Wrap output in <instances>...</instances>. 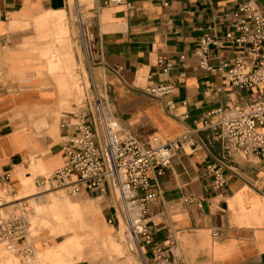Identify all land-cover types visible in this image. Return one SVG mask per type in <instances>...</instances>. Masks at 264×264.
<instances>
[{
    "label": "crops",
    "instance_id": "0c3cea01",
    "mask_svg": "<svg viewBox=\"0 0 264 264\" xmlns=\"http://www.w3.org/2000/svg\"><path fill=\"white\" fill-rule=\"evenodd\" d=\"M243 1L84 2L94 14L91 26L100 64L92 78L96 82L103 70L110 98L104 97L107 113L113 114L124 134L141 142L158 136L161 141L180 139L183 144L159 177L160 193L148 205L153 242L164 247L176 264H264V158L243 155L248 159L243 160L236 151L225 149L214 131L204 126L207 119L217 120L208 113L220 106L252 103L260 86L240 89L225 84L223 71L203 68L198 53L201 39L208 38L215 42L209 45L207 55L214 67L246 54V45L226 37L233 30V12ZM254 1L264 13V0ZM64 2L71 9L76 6L81 10L79 0H73V7L71 0ZM65 16H69L65 5L54 8L52 0H0V55L16 82L35 88L15 95L0 90V173L12 172L8 181L18 180V189L23 192L33 190H28L25 179L34 184L36 177L64 164L59 141L70 127L62 124L72 121V109L76 108L72 104L77 102L68 76L48 69V60H56L47 52L59 49L70 62L73 56L78 59L80 44L76 41L71 46L75 28L65 25ZM29 26L36 31L21 44ZM17 40L20 49L15 48ZM161 56L173 62L167 72L158 63ZM150 81L171 82L173 94L169 98L149 96L146 88ZM97 93L99 110L94 114L106 115L102 93ZM167 99L173 101L172 108L167 106ZM36 127H47L52 139L38 135ZM184 135L188 138L183 139ZM187 142L190 146L185 145ZM218 160L226 164V182L215 189L207 166ZM92 195L49 203L64 221L67 212L78 208L84 225L78 234L71 233V227L33 232V242L41 249L37 252L83 248L87 241L85 264H154L149 246L140 243L130 251L123 242L121 209L114 197ZM113 213L118 223L108 222ZM59 237L62 239L49 243ZM65 261L61 259L60 264Z\"/></svg>",
    "mask_w": 264,
    "mask_h": 264
},
{
    "label": "built area",
    "instance_id": "2783aa9c",
    "mask_svg": "<svg viewBox=\"0 0 264 264\" xmlns=\"http://www.w3.org/2000/svg\"><path fill=\"white\" fill-rule=\"evenodd\" d=\"M233 16V30H229L226 37L231 42L246 45V54L232 62L222 61L220 66L214 67L210 65L207 55L209 45L215 42L203 38L198 51L201 66L211 71H223L225 84L240 89H251L261 84L262 91L247 106L234 103L212 110L208 115H217L218 120L211 123L207 119L204 126L215 131L228 151L238 150L245 155L254 154L264 158V13L254 0H244L237 6ZM234 30L239 34H235ZM158 63L163 72L173 66L171 60L162 56ZM146 92L153 98H169L174 92V86L171 82L150 81ZM167 106L173 107L171 99H167ZM111 115L73 113L77 121L62 124V127H70L62 142L64 165L47 177H40L37 183H49L51 187L68 186L70 193L87 191L110 197L113 190H116L128 223L134 222L129 231L138 243L143 242L150 247L153 263L176 264L164 247L153 242L148 205L160 193L159 177L165 173L174 154L183 144L180 139L164 142L156 136L148 143L141 142L132 135L124 134L119 122ZM99 127L102 128L101 133ZM187 138V135L183 136V139ZM225 168L226 164L222 160L207 166L215 189L226 182ZM10 177V172H1L0 183H5L3 181H8ZM114 210L116 213V207ZM20 219L16 216L0 218V240L9 239V242H13L14 237L24 232V220ZM118 220L117 214L113 213L108 222L114 224Z\"/></svg>",
    "mask_w": 264,
    "mask_h": 264
},
{
    "label": "rangeland",
    "instance_id": "374dc122",
    "mask_svg": "<svg viewBox=\"0 0 264 264\" xmlns=\"http://www.w3.org/2000/svg\"><path fill=\"white\" fill-rule=\"evenodd\" d=\"M86 1L87 0H79V3H82L80 8L84 13H86V14H84L83 18L88 23L84 24L83 27H84L86 36L89 39V41H88L89 47H84V44L82 42L81 27L79 26L78 22L76 21L77 8H76V6L73 7V0H71V3H72L71 5L73 7L72 9L69 8L68 4L65 3V7L67 8V10L69 12V16H65V25H67V27H68L69 24H72L75 28L74 33H72L73 39H71V43H72L71 46L74 47L76 45V43H75L76 41L80 44L81 48L79 45L77 46L78 53L80 54V58H79L78 53L76 52L78 59L76 60L73 56V63H72V62H70L66 53L60 51L59 49L56 50L53 48V50H50L47 53H48V57H51L53 60L55 59L56 61H50L53 63H49V60H48V69L51 72H57V73L60 72L61 74H65L66 77L68 76L66 78L68 80V85L74 94L73 95L74 100L77 102V103L72 104L74 107H76V108H73L72 111H77V112H81V113H89V112H96L97 113L99 110L98 109L99 100L96 99V97H97V94H99V93H97V91H100V93H102L101 97L103 99V108L105 109L106 114L109 115L112 113H110V112H109V114L107 113V111H109V110L107 109V102L105 101V98L107 100L109 93H108V91L104 85L105 81L103 80V78H104L103 70H102V75L96 79V82L99 85L98 89L96 87V82L93 81V78H92L93 73H94V68H98V66L100 64H98V55L95 52L96 50L94 47L95 45H94V36H93L94 32H93L92 26H91L93 23L92 17L94 14L92 13V10H89L90 7H87V5L84 4V2H86ZM35 31L36 30L33 26L27 27V32H26L27 34L24 35V38L21 39L22 40L21 44L25 41L26 38L32 37V35H34ZM67 31H68V29H67ZM19 40L15 41L14 43L16 44L15 48L20 49L21 44L17 43ZM38 43L42 44V42H40V41ZM9 49H10L9 47H6L5 50H9ZM9 70H10L9 67L5 64V59L3 58V56L0 55V88H2L0 90L6 91L9 95H15L18 92H23V91L35 89L32 86H26L24 84H20V83L16 82L17 78L9 75V73H8ZM96 89H97V91H96ZM90 100L92 101V104H87L90 102ZM108 100H110V98H108ZM85 104H87V105H85ZM224 106H226V105H224ZM23 115H24V113L17 114V115L15 114L13 119H15L16 117H22ZM99 115L100 114H98V116ZM111 116L114 117L113 114ZM212 116H214V115H212ZM217 120H218V116H217ZM211 123H214V122H211ZM36 128H37L36 130L39 129L38 127H36ZM46 128L47 127L39 129L38 135H42L44 138L45 137L51 138L46 133V130H47ZM208 128H210V127H208ZM210 129H212V128H210ZM214 134H215V131H214ZM215 136L217 137L216 134H215ZM62 141H63V139H60L59 142H62ZM229 151H233V150H229ZM234 151H236L243 160H245V161L248 160L245 156L243 157L244 154L241 151H238V150H234ZM3 182H5L6 185L12 186V190L17 191L18 185H19L18 180L10 181V182L9 181H3ZM24 184L28 185V188L29 187L32 188L34 185L32 182H30V180H27V179L24 180ZM30 188L28 190H30ZM86 192L87 191L81 192L78 195H84L87 197L93 196L91 192H87V193ZM74 198L75 197H67V196H64L62 194L52 195L50 197V199L48 200V202L42 207L40 214H39V217L32 220L33 224L37 227L36 233L41 234L42 232L48 230V229H45L44 231H42V229H44L46 227L47 228L53 227L54 229L59 230V231H61L63 228L68 229V227H71L68 230H70L71 233L74 232L75 234H78L77 230H81L83 228V225H84V222L82 221L84 218L82 211H80V210H78V208H76L72 212H67L66 213L67 219L64 221V219L59 218L54 213V210L50 209V207H49V203L53 200H62V201L70 202ZM23 209L26 212L29 210V208H27L26 205H24ZM11 212L13 214V210H11ZM16 215H18L16 217L21 218L20 220H22V221L24 220V227H23L24 232L19 233L13 239V242L17 246V248L14 250V253L9 252L2 245H0V264H20L19 256L20 257L33 256V254H34L32 252V248H31L32 246L28 240L29 233L33 232L32 228H31L32 224H31L29 219L26 218L27 219L26 220L23 216L20 215V213H17ZM67 223H68V225H66ZM28 227H30V230H28ZM20 230L21 229H19L18 232ZM121 231L123 233L122 228H121ZM114 234L117 238L119 237V235H117V231H115ZM21 235H23V236L21 237ZM60 239H62V237L50 240L49 243L53 244V243L59 241ZM122 239H123V242L125 243L126 241L124 240L123 234H122ZM83 245H84L83 248H80L77 246H70V247H67L63 250H58L57 252L47 251L45 253L37 252L41 249L39 248L38 245H35V247H36V258L34 260H30L28 262V264H60L61 259L66 260L63 264H71L74 262L77 264H85L84 250L86 248L87 241H84ZM43 246L46 247L47 243L44 244Z\"/></svg>",
    "mask_w": 264,
    "mask_h": 264
},
{
    "label": "bare ground",
    "instance_id": "6f19581e",
    "mask_svg": "<svg viewBox=\"0 0 264 264\" xmlns=\"http://www.w3.org/2000/svg\"><path fill=\"white\" fill-rule=\"evenodd\" d=\"M63 6H60V7H63ZM76 21L78 22L79 26L81 27V33H82V37L84 39L83 41H84L85 47H89L88 46L89 39L86 36L85 30L83 27V25L88 23V22L86 20H84L82 12L80 9L77 10ZM256 86H260V92L257 96V98H258L261 94V91H262L261 90L262 85L260 84V85H256ZM229 104L232 105L234 103L229 102ZM242 106H247V105H242ZM73 113L75 114V113H80V112L72 111V113H71L72 122H74V121L76 122L77 118L73 116ZM101 116H103V115H101ZM100 129L102 130V128H100ZM156 137H158V136H156ZM158 138L162 139L160 137H158ZM62 139H63V141L65 140L63 134H62ZM174 140H176V139H174ZM164 142H166V141H164ZM185 145L190 146V143L187 142ZM251 155L256 156L254 154H249V155H245V156H251ZM61 167H59V168H61ZM55 170L45 172L44 174H41L38 177H36L34 180L33 190H31V191L23 192L20 189H17V191H14V190H12L11 186L6 185L5 183H0V218L3 217V218L7 219V218H10L13 216L14 217L18 216L16 214L20 213V215L23 216L25 219L27 218L30 220V222L32 224V226H31L32 231L35 232L37 227L33 224L32 220L39 217V214H40L42 207L48 202V200L50 199V197L52 195L62 194V195L67 196V197H74V196L78 195L79 193H70L69 192L70 188L68 186L51 187L49 185V183H42L40 185L37 183L40 177H42V176L47 177L48 175L52 174ZM12 176H13V173L11 172V177ZM112 196L115 199V203L121 209V228L123 229V236H124V240L126 241L125 243H126L128 249L130 251H135L138 248L139 244L143 243V242L138 243V240H136L134 235L129 231V227L131 228L130 225L134 222L129 221V223H128L127 218H126L125 213H124V207H123L122 203H120L119 195H118L116 190H113ZM24 205H26V207L29 208V210L27 211L28 213L23 209ZM11 210H13V214H12ZM28 230H30V227H28ZM32 233H29L28 240L32 246L31 248H32V252L34 254H33V256H25V257L19 256L20 264H28V262L30 260H34L36 258V247H35V243L33 242ZM9 241H10L9 239H1L0 245H2L9 252L14 253V250L17 248V246L15 245L14 242H9ZM71 264H77V263L74 262Z\"/></svg>",
    "mask_w": 264,
    "mask_h": 264
},
{
    "label": "water",
    "instance_id": "95a60500",
    "mask_svg": "<svg viewBox=\"0 0 264 264\" xmlns=\"http://www.w3.org/2000/svg\"><path fill=\"white\" fill-rule=\"evenodd\" d=\"M65 5L64 0H52V7L57 8Z\"/></svg>",
    "mask_w": 264,
    "mask_h": 264
}]
</instances>
